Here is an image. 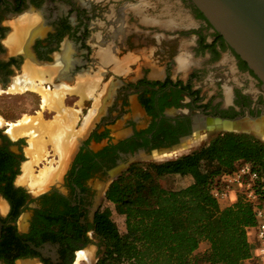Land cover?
<instances>
[{"label": "flooded vegetation", "instance_id": "obj_1", "mask_svg": "<svg viewBox=\"0 0 264 264\" xmlns=\"http://www.w3.org/2000/svg\"><path fill=\"white\" fill-rule=\"evenodd\" d=\"M140 1L0 0L3 91L28 63L51 69L45 86L69 87L65 98L81 108L89 99L80 100L77 84L98 73L94 104H106L87 138L77 135L66 161L46 145L47 153L32 166L35 175L50 164L57 169L45 187L18 179L31 160L29 136L11 137L0 124V264H74L78 252L96 257L101 244L94 220L104 187L128 156L176 151L173 146L189 137L201 142L210 134L209 118L264 116L262 82L190 0H147L138 14ZM28 13L38 20L11 52L7 38L15 27L8 22ZM170 17L177 24L167 27L164 19ZM103 55L108 60L102 62ZM118 64L124 71L115 70ZM108 76L113 91L102 85ZM125 107L128 120L113 129ZM113 130L115 138L109 136ZM104 138L97 149L90 146Z\"/></svg>", "mask_w": 264, "mask_h": 264}, {"label": "trees", "instance_id": "obj_2", "mask_svg": "<svg viewBox=\"0 0 264 264\" xmlns=\"http://www.w3.org/2000/svg\"><path fill=\"white\" fill-rule=\"evenodd\" d=\"M248 162L257 171L264 205V143L247 133L224 132L174 159L130 164L107 187L105 200L124 218L121 233L108 210L94 220L104 252L95 264H245L255 239L253 204L238 194L221 207L211 194L218 178ZM190 177L185 186L167 189L166 176ZM207 243L202 254L196 251Z\"/></svg>", "mask_w": 264, "mask_h": 264}, {"label": "bare ground", "instance_id": "obj_3", "mask_svg": "<svg viewBox=\"0 0 264 264\" xmlns=\"http://www.w3.org/2000/svg\"><path fill=\"white\" fill-rule=\"evenodd\" d=\"M149 4L150 3L147 0L140 1L139 4H137V7H135L136 10V11L134 10L135 13L137 12L139 14V12H142V9H145V6ZM35 20L36 17L34 16L24 15L23 17H21L20 20H17V22L14 21L15 23L13 24L15 27V32L12 35H10L9 38H7L8 42L11 44L10 47L8 46L11 52H12L11 49L18 50L21 43L27 40L26 38H28L30 34L29 35L27 34L28 35L27 36L25 34V30L27 27H29L30 23H32ZM164 20L167 27L177 24L175 19L172 17L167 19L165 18ZM106 57H107L106 55H103L101 60L106 61L105 60L107 59ZM110 62H112V60ZM128 64L130 63H127V65ZM117 68H118L116 70L117 72L124 71V64H120V66H117ZM45 74L48 75V78L44 77ZM52 75L53 72L51 69L35 67L27 63L24 66V70L22 74H20L18 77H14L12 84L8 88V90L12 92H24L26 90L36 92L41 97V108H48V109L54 108L56 110L58 109L61 110L60 113L57 112L56 122L55 120L51 121L44 119L42 111H38L35 116H27L24 119L17 121L16 123L9 124L8 132L13 137H16L21 134L30 137L29 146L28 149L26 150V154L31 156L33 163H36L38 160H40L41 157H44V155L47 153L46 152L47 144H50L52 146L54 152L59 155L60 160L66 161L69 152L72 150L73 146H75L77 135H80L73 130L76 121H78L77 120L78 113L74 109L64 108V98L67 92H71V90H69L70 88L63 86L62 84H55L53 89L45 87L43 85V82L50 80V77ZM83 78L84 77H82L81 83L77 84L79 87L77 91L79 92L80 97H82L81 96L82 93L84 94L91 91L93 85L92 82H95L92 81L90 78H86V79ZM259 118L260 117L251 120L243 119L238 122L224 121L221 124L209 125L208 127L210 131H216V130L230 131V130H238V129H228L230 127V124H238V123L243 124V123L255 122L254 124L242 125L241 128L253 133L254 136L256 135L258 138L264 141V118L261 119ZM92 119H93V114H91L90 117L89 116L87 117L86 121L83 124V129L81 125V131L86 130L87 126L90 124ZM0 123H2L1 118H0ZM184 144H182L180 148H182ZM180 148H178V150ZM170 153H163L162 155L170 154ZM162 155L158 154V156H162ZM22 170L23 173L22 176L19 178V180L24 181L26 179H31V181H33V184H37L41 187H45L47 182L50 180V176L52 177L57 169L51 167L50 165L48 168L46 167L42 169L38 175L33 174L32 167H30L29 165H24ZM82 256H83L82 252L77 253L75 264H79L81 260H83ZM21 264H31V263L23 262Z\"/></svg>", "mask_w": 264, "mask_h": 264}, {"label": "rangeland", "instance_id": "obj_4", "mask_svg": "<svg viewBox=\"0 0 264 264\" xmlns=\"http://www.w3.org/2000/svg\"><path fill=\"white\" fill-rule=\"evenodd\" d=\"M24 15H26V16L27 15H29V16H35V15H31L30 13L24 14ZM24 15H22L21 17H23ZM20 19H15V20H12V22H8V23L9 24H12L14 26L13 23L17 22V20H20ZM35 21H33V22H35ZM3 23H1V24L3 25ZM32 23H30L29 27L26 28V30H25V34L26 35L27 34L28 35L30 34V32H31L30 31L31 30V24ZM11 30H13V29H11ZM11 50L14 51L13 49H11ZM117 66H120V64H118ZM117 66H115V70L118 69ZM19 75L15 76V77H18ZM88 78H90L92 80L94 78V76L88 77ZM13 80H14V78H13ZM97 80H99L98 73L96 74L95 82H92L93 85L91 84L92 85L91 91H89L85 95H81L82 98H80V100L81 99L84 100V98H88L89 99V102L86 105L83 106V104H82V108L80 107V102L79 103L77 102L78 105L77 104H74L73 105L72 104V102H73L72 99L65 98L64 107L66 109L69 108V107H72L70 109H74L78 113L77 120L78 119L79 120L77 122H79L80 125L82 124V129H83V124L86 121L87 117L88 116L90 117V115L93 114L92 121L87 126L86 130L85 131H82V140L85 139V138H87L88 133L91 130V128H93V126L95 125V123L99 121V118L101 116L105 115V113H106V109L104 108L106 104L105 105H104V103L101 104L100 105L101 108L99 106H96L94 104V100L96 99V95H97L95 93V91H97V88H98L97 85L99 84V82ZM44 82H50V81H44ZM44 82H43V85L45 86ZM112 84H113V82H112V76H108L104 80V82L102 83V85L106 88V91H108V90H112L113 91L114 90L115 87ZM50 85L51 84H49L48 86L46 85L45 87H48V88H52L53 89L54 86L51 87ZM9 86L6 88L5 91H3L1 89V87H0V118L2 120V123H0L1 126H3L4 128H7V130H8L9 129V124L16 123L17 121H19L21 119H24L27 116H35L38 111H42L44 119L51 120V121H54L55 120V122L57 121V119H56L57 112L60 113L61 110H59V109L56 110L54 108H51V109L41 108V97L36 92L28 91V90H26L24 92H12V91L8 90ZM39 103H40V107H38V105H37ZM67 106H69V107H67ZM129 109H130V107H125L123 109V111L121 112L122 113V116L119 119H117V124L113 126V129L114 128L116 129L118 127L120 128L123 125V123L126 122V120H128V117L130 116V113L128 112ZM80 110H82V115L80 113ZM47 112H49V113H47ZM261 118H264V116L260 117L259 119H261ZM254 123L255 122H253V123H243V124H239V123L238 124H230V127L228 129H238V130H235V131H224V130L219 131V130H216V131H218V132H216V131H210L209 130V132L212 133V134H210L207 137L203 138V140L201 142H198V140L195 141V142H191L190 141V142L185 143L182 146V148H180L179 150H176V151H174V152H172L170 154H164V155L159 154V155H162V156H158V154L157 155L154 154L156 156L153 155V156H149V157L141 156L140 159L136 160L135 162H139V163L162 162V161H165V160H170V159L177 158L179 156H182L184 154L190 153L191 151H193V150H195V149H197V148L205 145L209 141L210 138H212L213 136H216L219 133H223V132H236V133L244 132V133H248V134L249 133L250 134H253V133H251V132H249V131H247L245 129H242L241 126L242 125H245V124H254ZM136 126H137V128L142 127V123L140 122ZM208 129H209V127H208ZM73 130L76 131L75 130V127H74ZM109 136L115 138V137L118 136V133L113 130L112 132H110ZM11 137H12V135H11ZM106 139L107 138H104L98 144H96L93 141H91L90 142V146L92 148H94V149H97L99 146L103 145L106 142ZM29 140L30 139H28V142H26V144H27L26 148L28 147ZM34 164H37V163H33L32 162V159H31L29 162L25 163L24 165H29L30 167H32ZM23 166H22V168H23ZM125 168H126V166L121 167V169L119 170L118 173L124 171ZM32 170H33V168H32ZM34 172H35V170H33V174H34ZM22 173H23V170H22ZM189 181H191L190 177L188 178V177H180V176H173V175L172 176H166V177H163V178L160 179L161 185L163 187L167 188V189H170V188H179V187L185 186ZM220 204L222 206L225 205V203H220ZM100 210H108L110 212V217L113 220V222L116 224L118 230L121 233L125 232L124 218H123V216L121 214L117 213V211L115 210L114 205L111 202L105 200V198H104L103 199V202L101 203ZM100 244H101V247L98 250L99 251V254L96 257L85 259V256L83 255L82 256L83 257L82 258L83 260H81V262L79 264H95L96 263V259L97 258H100L102 256L103 252H104V245L101 243V241H100ZM206 249H207V243H201L199 245L196 253L197 254H202ZM76 258H77V255H76ZM76 258H75V261H76ZM252 262L253 261L250 260V261L245 262V264H252ZM74 264H75V262H74Z\"/></svg>", "mask_w": 264, "mask_h": 264}, {"label": "water", "instance_id": "obj_5", "mask_svg": "<svg viewBox=\"0 0 264 264\" xmlns=\"http://www.w3.org/2000/svg\"><path fill=\"white\" fill-rule=\"evenodd\" d=\"M190 1L235 53L247 64L264 87V0ZM224 121L238 122L239 120L217 117L207 119L208 125L221 124ZM192 139L191 137L183 139L181 143L173 146L171 150H177L182 144ZM170 152L169 150H161L153 151L150 155L128 156L127 163L121 164L116 170L110 172L111 179L105 184L104 191L107 189L109 183L123 172L118 173L121 167L126 166L127 168L130 164L140 159L141 156L149 157L154 154Z\"/></svg>", "mask_w": 264, "mask_h": 264}, {"label": "built area", "instance_id": "obj_6", "mask_svg": "<svg viewBox=\"0 0 264 264\" xmlns=\"http://www.w3.org/2000/svg\"><path fill=\"white\" fill-rule=\"evenodd\" d=\"M259 174L248 162L240 163L236 169L224 173L218 178V182L211 190L212 196L220 203L232 204L238 194L253 204V212L256 219L254 227L255 246L251 257L252 264H264V205L260 204L256 182ZM248 260V261H250Z\"/></svg>", "mask_w": 264, "mask_h": 264}, {"label": "crops", "instance_id": "obj_7", "mask_svg": "<svg viewBox=\"0 0 264 264\" xmlns=\"http://www.w3.org/2000/svg\"><path fill=\"white\" fill-rule=\"evenodd\" d=\"M16 51H17V50H16ZM95 77H96V76H94V78L92 79V81H93V80L95 81ZM86 78H88V77H84L83 79H86ZM12 82H13V81H12ZM73 88H74V87H73ZM77 93H78V91H77ZM80 98H82V97H80ZM76 122H77V121H76ZM75 124H76V123H75ZM74 126H75V125H74ZM73 129H74V128H73ZM80 132H82L81 129H79V130L77 131L78 134H79ZM18 136H20V135H18ZM21 176H22V175H21ZM225 205H226V204H225ZM225 205H224V206H225ZM220 206H221V207H224V206H222L221 204H220ZM249 239H250V240H252V239L254 240V239H255L254 230H251V231H250V233H249Z\"/></svg>", "mask_w": 264, "mask_h": 264}]
</instances>
